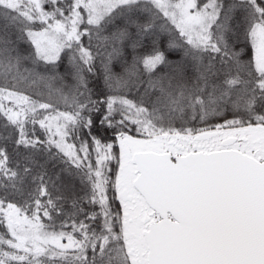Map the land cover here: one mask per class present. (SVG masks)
<instances>
[{
	"label": "snow or ice",
	"instance_id": "obj_1",
	"mask_svg": "<svg viewBox=\"0 0 264 264\" xmlns=\"http://www.w3.org/2000/svg\"><path fill=\"white\" fill-rule=\"evenodd\" d=\"M0 121V264H264V0H0Z\"/></svg>",
	"mask_w": 264,
	"mask_h": 264
},
{
	"label": "trees",
	"instance_id": "obj_2",
	"mask_svg": "<svg viewBox=\"0 0 264 264\" xmlns=\"http://www.w3.org/2000/svg\"><path fill=\"white\" fill-rule=\"evenodd\" d=\"M206 0H198V3L200 4H203L205 3ZM47 7V6H46ZM158 23H163V21H158ZM83 27V26H82ZM107 34V33H105ZM82 42L85 43V45H87V42H88V38L87 37H82ZM170 39V36L168 33H165V32H162L160 34V46L163 48H167V44H168V41ZM98 43V41L93 38L92 40V44H93V51H95V45ZM238 48H242V47H245V45L243 43H239L237 45ZM21 49L25 52V54H28L31 52V46L27 43H24V44H21ZM130 51V50H129ZM169 55V58H177V56L179 55V50H172L171 52L168 53ZM244 58L247 59V49H245V55H244ZM131 61V58L129 57V62ZM67 67V60L66 58L62 55L61 57V67L59 69V71L61 73L64 72V69ZM117 71H120L119 68H117ZM39 91H43L44 92V95L43 96H33V98H36V99H42V100H49V97L47 95V91L43 88L39 89ZM65 92H67V89H65ZM32 93V90H29V94ZM119 94V93H117ZM125 95H127L129 98H134L135 97V94L134 93H124ZM51 102L54 103L58 108L59 110L61 111H64V110H68V111H71V105L68 104L66 105L64 103V101L62 100H59L56 96H53L51 98ZM232 118V114L231 113H225L224 115H221V116H213V117H209L207 121L205 122H199V121H190L189 125L190 127H195V128H205V127H210L212 125H216V124H222L225 122V119H231ZM2 122V121H0ZM179 126V122H178V125ZM37 129H38V125H37ZM129 134L131 135H134L136 136V138H143L142 136H140L137 132H136V126L135 125H129ZM37 135L38 136H41L43 138V130H39L37 131ZM112 137V134L111 132H109L106 136L102 137V139L104 140H109L111 139ZM71 139V138H70ZM75 143H77V146L79 145V142L78 141H75ZM52 151H56L55 149H53ZM114 151H118V149H115L114 148ZM109 167L112 169V173L111 174H114L116 169H117V165L115 163V161L111 162ZM112 195V192H111V189H109V196L111 197ZM119 205H118V202L114 205V208H118ZM95 210H99L98 206H96ZM54 220H55V223L57 225V230H60L59 228V225L61 223V220H60V217L58 215H54ZM65 219H67V217H65ZM44 222L47 224L49 223V221H47V219L44 220ZM64 231H69L70 229L68 228H64L63 229ZM4 232V228L2 226H0V233H3ZM67 241H64V243H66Z\"/></svg>",
	"mask_w": 264,
	"mask_h": 264
},
{
	"label": "rangeland",
	"instance_id": "obj_3",
	"mask_svg": "<svg viewBox=\"0 0 264 264\" xmlns=\"http://www.w3.org/2000/svg\"><path fill=\"white\" fill-rule=\"evenodd\" d=\"M139 139V138H138Z\"/></svg>",
	"mask_w": 264,
	"mask_h": 264
}]
</instances>
